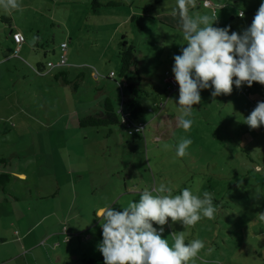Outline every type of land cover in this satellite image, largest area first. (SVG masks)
Segmentation results:
<instances>
[{
    "label": "rangeland",
    "instance_id": "374dc122",
    "mask_svg": "<svg viewBox=\"0 0 264 264\" xmlns=\"http://www.w3.org/2000/svg\"><path fill=\"white\" fill-rule=\"evenodd\" d=\"M169 1L98 0L97 6L93 0H16L18 8L0 4V42L8 54V60L0 63V112L11 113L13 105L30 127L26 133L10 134L11 149L7 148L21 155L24 175L20 176L25 177L20 181L12 175L7 188L20 196H27L30 188L35 194L43 192L46 179L40 181L35 173L56 166L59 205L72 199L75 209L83 212L80 219L72 220L83 226L99 222L106 207L122 210L138 201L144 189L151 191L160 184L170 186L173 195L189 188L202 198L208 191L216 208L214 217L201 214L200 221L186 228L169 218L162 238L172 244L173 231H184L185 243L202 240L204 248L189 264H264V221L257 218L264 213V125L252 129L244 123L258 102H264V85L253 82L251 87L238 88L234 83L231 94L215 99L214 88L203 89L201 102L193 105L191 129L179 127V85L168 89L166 75L167 71L174 75V56L187 47L179 15L152 16L144 10ZM211 1L215 11L201 5L189 8V15L214 12L218 19L213 27L230 25L237 33L246 29L248 5L254 0ZM239 10L245 15L237 16ZM6 18L22 29L25 42L20 52L7 37ZM123 35L136 45L143 85L151 93L143 99L147 111L140 119L142 141L134 142L124 125L79 124L82 117L100 111L108 95L118 109L125 110L121 102L128 90L119 76ZM63 41L68 44L66 51L61 48ZM62 54L69 63L85 64L63 66L70 72L68 85L62 79L56 82L58 67L44 76L34 71L36 59L56 64ZM21 72L27 75L23 87L18 85L22 76L14 82ZM78 74L82 76L77 80ZM183 138L192 143L179 157L176 148Z\"/></svg>",
    "mask_w": 264,
    "mask_h": 264
},
{
    "label": "clouds",
    "instance_id": "9594fccd",
    "mask_svg": "<svg viewBox=\"0 0 264 264\" xmlns=\"http://www.w3.org/2000/svg\"><path fill=\"white\" fill-rule=\"evenodd\" d=\"M176 3L173 14L179 15L187 47H182L181 54L174 56L172 71L179 85L178 126L187 132L193 124V105L201 102V90L214 88L211 96L215 99L221 94H231L234 83L238 88L244 84L251 87L253 82L264 85V3L250 27L242 33L231 34L230 25L213 27L218 19L214 12L190 16L189 7L195 8L196 0H176ZM0 4L5 8L19 7L16 0H0ZM203 7H208V0H204ZM244 123L252 129L264 125V102H258ZM191 143L190 138L181 139L176 155L185 156ZM121 208L108 206L102 218H98L103 237L98 250L104 264H189L204 248L203 241L195 239L185 243L184 231H173V242L169 244L168 239L162 238L163 226L169 218L173 224L181 222L185 228L194 226L201 214L212 219L216 212L208 191L202 198L189 188L173 195V189L165 184L151 191L144 189L138 201ZM257 218L264 221V213H258ZM154 223L161 226L159 230L153 227Z\"/></svg>",
    "mask_w": 264,
    "mask_h": 264
},
{
    "label": "crops",
    "instance_id": "0c3cea01",
    "mask_svg": "<svg viewBox=\"0 0 264 264\" xmlns=\"http://www.w3.org/2000/svg\"><path fill=\"white\" fill-rule=\"evenodd\" d=\"M261 2H264V0H254L253 3L248 5L250 16L248 20L244 21V23H247L246 28L252 24L254 16L258 11L257 7L261 5ZM203 4L204 0L202 2L201 0H196V7L192 8L190 6L189 8L199 9ZM221 4L224 3L222 2ZM176 8V0H170L166 4L149 10V13L152 16H162L164 13L173 14ZM236 15L241 16L240 10ZM250 21H252L251 24ZM4 22L10 26V32L7 34V37L11 36L12 32H21L23 34L20 27L13 26V19L6 18ZM231 30L232 32H236L233 28ZM24 42L25 37L22 43L15 42L17 52L23 49ZM0 44V54H3L2 58H0V63H2L4 59L8 60V54L3 49V43L0 42ZM63 51H66V49ZM65 57V65L53 67L47 66L51 60L45 65L43 62H40V59H36V64L41 63L39 67L42 73L34 70L36 67H33V70L44 76L46 73H50V69L58 67L59 71L54 75L56 82L62 79L68 85L67 82H71L69 78L70 72L66 71L64 67L74 66L81 68L85 64L81 61L76 62V64H73L74 62L69 63L67 56ZM29 66L32 68L31 64ZM171 75L174 77L173 74ZM19 76L23 77V82H19L18 85L23 87L26 84L27 75L21 72L14 79V82ZM12 108L13 111L7 115L0 112V120H6L0 123V159L5 160V162H0V171L10 172L16 180L21 181V178L25 177L20 176L24 175L20 174L22 167L19 163V158L21 155L15 149L8 150L7 147L11 149L9 143L10 134L20 135L26 133L25 130H28L30 127L27 126L29 123L21 112L13 105ZM48 168H39L35 173L39 176L40 181L46 179L47 184L44 186L43 192L39 190L35 194L32 188H30L27 196H24V193L20 196L17 192L7 187L5 192L0 191V264H88L90 258L99 259L103 256L98 250V244L102 241L100 221L89 226L73 222L72 219H80L83 212L75 209L72 199L69 204L66 202L65 205H59L61 191L57 181L56 166H48ZM256 168H260L259 165ZM44 175H47V177ZM98 213L99 211L96 210L94 212L95 216ZM94 226L95 228L92 229ZM93 264H104V259Z\"/></svg>",
    "mask_w": 264,
    "mask_h": 264
},
{
    "label": "trees",
    "instance_id": "16d2710c",
    "mask_svg": "<svg viewBox=\"0 0 264 264\" xmlns=\"http://www.w3.org/2000/svg\"><path fill=\"white\" fill-rule=\"evenodd\" d=\"M96 5H101V2L98 0H93ZM114 4V2H112ZM158 6V2L156 5H150L149 7H145L144 10L148 14L149 10L154 9ZM96 7V6H94ZM135 15H132L130 18H134ZM251 24V22H250ZM12 32V38H13ZM125 35L122 37V45L124 46L120 49L119 55L121 59L119 76L121 78L126 79V88H127V96H122V107H125V110L129 112L130 118L133 121H141V117L147 111L143 99L145 97H149L151 93L147 90V88L143 85V80L145 77L141 74L139 69V63L136 58L137 48L134 43H128L125 39ZM14 40V39H13ZM41 63L38 64V68H35L36 71H42ZM170 73V72H169ZM62 74V73H61ZM171 75V74H170ZM82 75L77 77V80L81 78ZM67 82V81H65ZM69 83V82H67ZM78 86V84H76ZM79 124L81 127L86 126H112V125H124V128L127 130L126 124L122 121L121 118V110L118 109L110 96L105 97L103 107L100 111L94 112L87 116L82 117L79 120ZM128 131V130H127ZM133 141H142L144 139L143 132H132L130 133ZM0 162H5V160L0 159ZM12 174L7 171H0V191L5 192L6 187L11 181ZM104 259L102 256L99 259L88 260V264H93L99 260Z\"/></svg>",
    "mask_w": 264,
    "mask_h": 264
},
{
    "label": "built area",
    "instance_id": "2783aa9c",
    "mask_svg": "<svg viewBox=\"0 0 264 264\" xmlns=\"http://www.w3.org/2000/svg\"><path fill=\"white\" fill-rule=\"evenodd\" d=\"M208 6H213V10L215 11V6L212 5L211 1L208 0ZM243 12L242 10L240 11V13ZM244 14V12H243ZM252 22V21H250ZM13 39L15 42L17 43H22L24 41V36L21 32H14L13 33ZM61 48L62 50H65L67 48V41H64L61 43ZM66 64V57L64 54H62L61 58L59 59V61L57 62V64H53L52 62H48V67H53V66H57V65H65ZM40 73H42V71H39ZM115 72L111 71L109 76H114ZM166 75L168 76L167 78V82H168V89H176V87H178V82L175 81V77H173L172 75H170L169 71L166 72ZM93 76L95 78H99L100 74L98 71H94L93 72ZM121 110V118L122 121L126 124L127 130L129 133L132 132H138L137 128H144V124L141 121H133L130 118V114L129 112H127L126 110L120 109ZM143 131V129H142ZM141 131V132H142ZM159 230V229H158Z\"/></svg>",
    "mask_w": 264,
    "mask_h": 264
}]
</instances>
